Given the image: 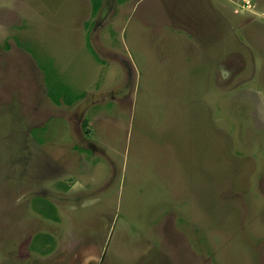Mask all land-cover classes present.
<instances>
[{"label": "rangeland", "instance_id": "374dc122", "mask_svg": "<svg viewBox=\"0 0 264 264\" xmlns=\"http://www.w3.org/2000/svg\"><path fill=\"white\" fill-rule=\"evenodd\" d=\"M101 3L0 0V264H264V0Z\"/></svg>", "mask_w": 264, "mask_h": 264}, {"label": "trees", "instance_id": "16d2710c", "mask_svg": "<svg viewBox=\"0 0 264 264\" xmlns=\"http://www.w3.org/2000/svg\"><path fill=\"white\" fill-rule=\"evenodd\" d=\"M101 5H102V3H101V0H94V14H97L98 13V11H100V9H101ZM89 49H90V51L92 52V53H94V51H93V48L91 47V45H89ZM95 54V53H94ZM50 96H51V93H50ZM85 97V96H84ZM83 97V98H84ZM82 99V98H81ZM57 102V101H56ZM55 102V103H56ZM57 104H59V103H57ZM69 104L70 105H72L73 103H71V102H69ZM54 218H56V217H54Z\"/></svg>", "mask_w": 264, "mask_h": 264}]
</instances>
